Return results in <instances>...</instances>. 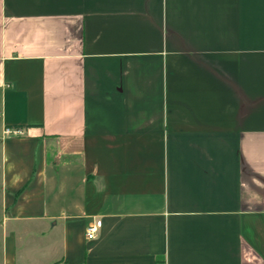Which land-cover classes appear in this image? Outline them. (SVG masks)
<instances>
[{"label":"crops","instance_id":"obj_1","mask_svg":"<svg viewBox=\"0 0 264 264\" xmlns=\"http://www.w3.org/2000/svg\"><path fill=\"white\" fill-rule=\"evenodd\" d=\"M0 196V264H264V0H0Z\"/></svg>","mask_w":264,"mask_h":264},{"label":"built area","instance_id":"obj_2","mask_svg":"<svg viewBox=\"0 0 264 264\" xmlns=\"http://www.w3.org/2000/svg\"><path fill=\"white\" fill-rule=\"evenodd\" d=\"M6 135H16L21 136L23 135V131L21 129H11L6 128L5 129ZM102 227V221H96L93 223H90L86 229V237L89 240H94L97 238L100 228Z\"/></svg>","mask_w":264,"mask_h":264},{"label":"rangeland","instance_id":"obj_3","mask_svg":"<svg viewBox=\"0 0 264 264\" xmlns=\"http://www.w3.org/2000/svg\"><path fill=\"white\" fill-rule=\"evenodd\" d=\"M0 207H1V196H0ZM0 218H1V212H0ZM23 250L24 249L21 250V248H20L21 253H23ZM1 255H2V236H1V231H0V260H1ZM20 264H28V263H26L24 260H22L20 262ZM58 264H60V263H58Z\"/></svg>","mask_w":264,"mask_h":264}]
</instances>
